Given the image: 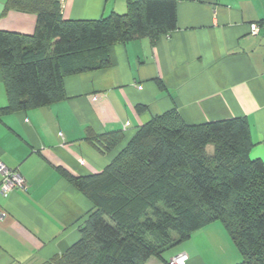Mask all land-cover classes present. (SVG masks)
<instances>
[{
  "label": "crops",
  "instance_id": "obj_1",
  "mask_svg": "<svg viewBox=\"0 0 264 264\" xmlns=\"http://www.w3.org/2000/svg\"><path fill=\"white\" fill-rule=\"evenodd\" d=\"M7 1L0 0V30L33 34L36 16L5 12ZM126 10V0H63L67 20ZM176 14L168 35L114 45L108 69L65 78L69 99L0 114V161L28 186L0 195V264H45L78 242L93 205L61 170L75 177L101 173L142 126L171 110L188 125L246 118L251 156L264 161V29L250 33L251 24L264 21V0H179ZM7 104L0 68V109ZM113 131L124 140L109 155L87 140L89 132ZM180 254L188 255L186 264L242 261L223 225L214 223L145 264H168Z\"/></svg>",
  "mask_w": 264,
  "mask_h": 264
},
{
  "label": "trees",
  "instance_id": "obj_2",
  "mask_svg": "<svg viewBox=\"0 0 264 264\" xmlns=\"http://www.w3.org/2000/svg\"><path fill=\"white\" fill-rule=\"evenodd\" d=\"M178 1L126 0L123 14L67 20L63 0H8L5 12L34 14L36 27L31 35L0 30L8 99L0 114L69 99L64 79L108 69L110 47L174 31ZM87 140L109 155L124 133L89 132ZM253 147L246 118L188 125L176 110L153 118L101 173L61 170L93 207L79 241L45 264H145L214 223L227 231L240 264H264V161L252 158Z\"/></svg>",
  "mask_w": 264,
  "mask_h": 264
},
{
  "label": "built area",
  "instance_id": "obj_3",
  "mask_svg": "<svg viewBox=\"0 0 264 264\" xmlns=\"http://www.w3.org/2000/svg\"><path fill=\"white\" fill-rule=\"evenodd\" d=\"M250 33L252 36H257L261 32V26L257 23L251 24ZM0 175L2 180L0 182V195L8 198L14 191L27 192L28 186L25 179L17 170L10 169L0 161ZM5 218L4 214L0 212V222ZM189 260L187 254H180L169 260L168 264H186Z\"/></svg>",
  "mask_w": 264,
  "mask_h": 264
},
{
  "label": "rangeland",
  "instance_id": "obj_4",
  "mask_svg": "<svg viewBox=\"0 0 264 264\" xmlns=\"http://www.w3.org/2000/svg\"><path fill=\"white\" fill-rule=\"evenodd\" d=\"M208 151H209V153L212 154V151H213L212 147H209V148H208ZM218 224H220V223H218Z\"/></svg>",
  "mask_w": 264,
  "mask_h": 264
}]
</instances>
